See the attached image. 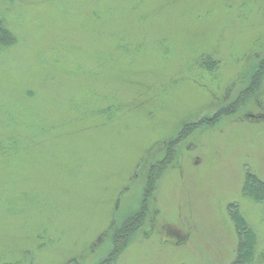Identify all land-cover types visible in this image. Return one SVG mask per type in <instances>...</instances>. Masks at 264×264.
Here are the masks:
<instances>
[{
  "label": "rangeland",
  "instance_id": "1",
  "mask_svg": "<svg viewBox=\"0 0 264 264\" xmlns=\"http://www.w3.org/2000/svg\"><path fill=\"white\" fill-rule=\"evenodd\" d=\"M0 16L17 39L0 53V264L101 263L145 207L113 264H231L234 211L264 253V205L243 195L264 182V75L242 100L264 0H0Z\"/></svg>",
  "mask_w": 264,
  "mask_h": 264
},
{
  "label": "trees",
  "instance_id": "2",
  "mask_svg": "<svg viewBox=\"0 0 264 264\" xmlns=\"http://www.w3.org/2000/svg\"><path fill=\"white\" fill-rule=\"evenodd\" d=\"M16 43L17 39L15 35L8 28L5 20L0 16V53L13 47ZM218 63L219 62L212 64L208 57L202 58L199 61V65L204 69H208L209 71H213L216 67H218ZM213 66L214 68H212ZM263 75L264 57H262L258 68L254 73V76H252L251 83L249 84V87L246 88V93H244L245 95L242 94V96L244 95L243 98L241 96L242 100L247 99L248 97H250V95H252L253 92H255ZM225 115L228 114L219 112V114L214 119V123L218 122L219 119ZM192 132H189V130H187L186 134H183L180 138H182L183 136L185 137L186 135H188V133L190 134ZM171 145L173 144H169V146ZM173 158L174 153L166 152V155L161 162L159 161L158 163L151 166L147 174L145 189L143 191L144 193L142 202L144 201V205H146L148 201L147 199L150 197V193L154 188V182L156 181L157 176L160 174L161 170H164L168 166L169 163L171 165V163L173 162ZM243 195L244 197L251 199L256 204L264 205V182L258 180L251 174H247L246 181L243 186ZM145 215L146 207L143 210L140 209L135 215L128 218V220L123 223V226L120 230L116 232H114L115 230L113 231L111 253L101 263L98 264H113L116 257L123 251V249L127 245L131 236L144 223ZM231 217L238 238L236 258L231 264H254L255 259L262 254L263 255L260 261H263L264 253H259L258 251L259 240L256 231L247 224L244 217L238 211H234Z\"/></svg>",
  "mask_w": 264,
  "mask_h": 264
}]
</instances>
